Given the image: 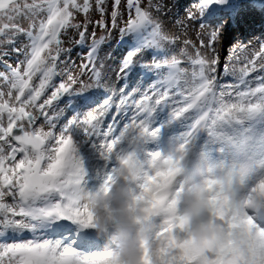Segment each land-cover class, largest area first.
<instances>
[{"label": "snow or ice", "instance_id": "6c2138e0", "mask_svg": "<svg viewBox=\"0 0 264 264\" xmlns=\"http://www.w3.org/2000/svg\"><path fill=\"white\" fill-rule=\"evenodd\" d=\"M166 7L165 0H0V264H109L112 252L93 229L83 187L106 195L120 187L140 205L149 184L171 177L174 169L161 170L159 162L173 145L182 155L168 163L178 169L201 131L264 116V45L239 70L227 63L221 69L215 47L227 26L244 18L259 17L257 42L264 40V0H197L199 15L189 12L187 20L211 29L208 42L203 33L199 46L183 39L178 56L181 36L166 29ZM175 23L186 36L188 24ZM73 30L79 71L74 48L62 41ZM115 31L117 48L126 51L113 85L101 54ZM221 72L233 81L222 84ZM125 152L133 166L143 165L149 183L123 173ZM182 192L171 193L169 209ZM227 210L231 236L242 216L231 204ZM243 218L249 246L241 264H264V242L252 237L264 225ZM218 255L194 264H217Z\"/></svg>", "mask_w": 264, "mask_h": 264}, {"label": "clouds", "instance_id": "9594fccd", "mask_svg": "<svg viewBox=\"0 0 264 264\" xmlns=\"http://www.w3.org/2000/svg\"><path fill=\"white\" fill-rule=\"evenodd\" d=\"M262 137L254 141L233 142L232 156L217 159L204 154L195 163L183 155V163L177 169L168 159L182 155L179 144L173 145L161 159V170L173 168L171 179L183 187L179 218L186 226V238L177 239L174 230L157 227L159 209L150 208L155 185L140 205H133L129 193L115 187L106 195L102 189L95 191L83 187L84 203L93 216V229L105 238L112 256L109 264H184L178 259L183 246L202 250V255L219 254L217 264H241L249 237L244 214L252 216L264 225V146ZM131 152H125L120 167L124 174H135L140 183H149L143 165L133 166ZM167 189H165L166 191ZM238 208L241 225L228 235L223 217L229 215L228 206ZM212 209H215L213 214ZM139 218V219H137ZM259 245L264 242V232L252 233ZM264 259V253L261 255Z\"/></svg>", "mask_w": 264, "mask_h": 264}, {"label": "rangeland", "instance_id": "374dc122", "mask_svg": "<svg viewBox=\"0 0 264 264\" xmlns=\"http://www.w3.org/2000/svg\"><path fill=\"white\" fill-rule=\"evenodd\" d=\"M197 0H165V3L167 5L165 11H168V16L165 17V26L166 29L170 32V33H176L174 32V26L171 21H170V17H176V14L179 13L180 16H183L184 18L187 19V15L189 12H193L195 13L197 16L199 15L198 10L196 9L195 5H196ZM97 16L93 15V19H96ZM126 18V17H125ZM82 19V17H81ZM188 21V20H187ZM252 21V20H251ZM240 22V21H239ZM189 25H188V33L185 36L184 34L180 35L181 36V42L177 47V51H176V55H179V47L183 46V39H191L197 46H199V40L197 39V34L198 33H203L202 38L204 39L205 43L208 42V32L211 31V29H201V27L199 26V24H197L195 21H188ZM239 24V23H236ZM23 26L25 28L28 27V22L25 21L23 22ZM121 26H123V21H121ZM238 26L233 25V27L230 29L228 28V35H226V39H225V34L223 35V43H222V53L220 54V59L221 61H223L222 63L227 62L226 58H227V53L229 52L230 46L232 44V42L235 39L236 33H237V29L236 28ZM95 30L97 37H99L100 35H104L105 33L102 32V30L100 29H89V32L91 33V31ZM177 34V33H176ZM256 33H248V35L243 36V38L241 39L242 43H247L246 40H251L252 38L256 37L255 35ZM74 36H75V32L73 31H69L68 33H66L64 36H62V41H63V47L64 48H74V51L72 53V60H74L76 62V67L74 69V71H79V65L82 62V58H81V49L75 46V40H74ZM261 37V36H260ZM259 37V38H260ZM257 38V41L258 39ZM121 39L120 34L118 31L113 32L112 36L110 37V41H111V47H105L104 52L101 54L103 57V62L106 66V70L108 71V74L112 76V80L113 82H111L113 85H115L117 83V77L119 76V69H120V61L126 51V49L124 48H117V43L118 41ZM262 42H264V40H260ZM90 43V40L89 42ZM264 45V44H263ZM19 46V45H18ZM217 46V45H216ZM215 46V47H216ZM257 48L254 49L252 47V51L247 52L246 54L244 53V57L249 60L251 59L253 56H255V54L258 52L257 50L262 46L260 42H257ZM87 47V45H86ZM111 54V58H109L108 54ZM22 59V57H21ZM264 62V61H262ZM13 66H15V63L13 61ZM0 71H2V69H0ZM223 72L220 73V76L222 78L223 76ZM258 75H255L254 77H252V74L249 77L250 79H257ZM110 76V77H111ZM230 79H233V77L230 75L229 76ZM229 78H223L224 81L221 80V83H225L226 81H230ZM83 80L85 83H91V81L89 80L88 76H84ZM57 83H59V81H57ZM135 83H139V82H135ZM148 83H151V81H146L144 84V87L146 88L148 86ZM78 87V85H77ZM5 91H7V89H4ZM64 105L61 104L60 108H63ZM231 128L235 129V131H231ZM249 130H251V134L253 135L254 133H261L264 130V118L262 120H259L258 124L254 127L250 126V128H247L243 125L242 123H226V124H221L220 126H218L215 129V132L213 134H210L208 131H205V135L202 138V143L204 144V147L202 150H196V148H191L192 153L193 152H197V156L194 157V162H196V160L198 159V157L203 156L204 154L209 155L210 157L213 158H217V159H229L232 156V152H231V147L233 142H238V141H243V140H247L248 136H249ZM219 133V134H218ZM218 135H222L221 138H218ZM203 154H202V153ZM164 183L163 181L155 184V189L163 186ZM176 188H179L178 186ZM182 195V194H181ZM159 197L154 193V191L152 192L151 195V201L158 199ZM170 202V200H168V203ZM179 206H181V199H179L178 204ZM179 217V216H178ZM179 219V218H178ZM165 221L163 219L161 220H157V227L159 228L160 224ZM180 221L178 222H173V229L175 231V235L177 237V239L179 240H183L186 238V232L188 231V229L186 228V226L184 225L183 228L178 227ZM171 231V230H170ZM182 247V251L180 253V256L178 257V259L184 261V264H194V261L201 258L203 255L200 251L195 250V247L192 246H183ZM148 263L151 264V262L149 261Z\"/></svg>", "mask_w": 264, "mask_h": 264}, {"label": "bare ground", "instance_id": "6f19581e", "mask_svg": "<svg viewBox=\"0 0 264 264\" xmlns=\"http://www.w3.org/2000/svg\"><path fill=\"white\" fill-rule=\"evenodd\" d=\"M168 5V4H167ZM176 20H180V21H183L184 23L188 24V21L186 18H184L183 16H177L176 17H170V21L171 23L176 26L174 27V32H176L178 35H182L184 34V29L181 28L178 24L175 23ZM252 19H248V18H244V19H241L239 24H236V23H232V24H229L226 28V30L222 33V35L220 36V38L217 40V43H216V51L217 53H219V55L222 53V43H223V37L225 36V39H226V35H228V28H232L233 25L235 26H238L236 28L237 29V33H236V36H235V39L234 41L232 42L231 46H230V49H229V52L227 53V62L225 63H222L223 61H221L220 59V67L221 69H223L224 65L227 63L228 64V67L229 69H232V68H235L237 70H239V68L243 67L244 66V63L246 62V58L244 57V53L246 54L247 52L249 51H252V47L254 49L257 48V38H259L261 36V27H260V21H259V17H256L255 20L251 21ZM256 33V37L252 38L251 40H246L247 43H243V45L247 46L244 48V50H241L240 49V44H241V39L243 38V36L245 35H248V33ZM225 34V35H224ZM224 35V36H223ZM261 45L264 44V42L260 41ZM261 48V47H260ZM260 48L257 50L259 52ZM235 50V54L233 55V52ZM231 58V60H230ZM262 62V61H261ZM258 73H253L252 74V77H254L255 75H257ZM111 76V75H110ZM230 75L228 76H222L221 80L224 81V77L225 78H229ZM230 79V78H229ZM257 79H250V82H252V86L255 87L257 86V84L255 83ZM233 79H230V81H226L225 83L223 82L222 84H227L229 82H232ZM111 82H113L112 80V76H111ZM264 118V116H260V117H257L255 120L256 121H259V120H262ZM255 123V121H245L243 122V125L247 128H250V124H253ZM231 131H235V129L231 128ZM249 136H248V139L247 141H254L256 137H262L264 138V130L261 132V133H254L253 135L251 134V130H249ZM219 134V133H218ZM218 138H221L222 135H218ZM198 138H196L195 140H197ZM202 139L198 140V141H194L190 143V146L192 148H196V150H202L203 147H204V144H201L202 142ZM261 144L262 146H264V139H262L261 141ZM202 153V152H201ZM203 154V153H202ZM197 156V152H193V158ZM165 183V187L163 189L161 188H156V194H159L160 196V200L164 203V206L165 208H163L164 210H162L161 208H158L157 205H155V203H152V205H155L151 208H154V209H159V212L160 214L158 215L157 218H163V217H169L170 216V213L168 212V207H167V204H168V200L170 199L171 197V193H174L175 192V189L176 187H181L182 185L179 184V183H176L174 180L170 178H166V182L164 181ZM165 189H167L165 191ZM170 189V191H169ZM182 196V195H181ZM181 196L179 199H181ZM166 198H169L167 201H166ZM179 205L176 206L175 209H170V211H173L175 212V217L173 216L172 218H174V220L176 222L180 221L178 218L179 216ZM164 223L161 224V226L163 225ZM195 250L197 251H200L202 253V250L201 249H198L196 248ZM204 256V255H203ZM150 264V263H148Z\"/></svg>", "mask_w": 264, "mask_h": 264}]
</instances>
